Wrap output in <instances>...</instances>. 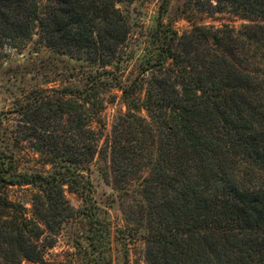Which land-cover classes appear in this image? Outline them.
Masks as SVG:
<instances>
[{
  "label": "trees",
  "instance_id": "1",
  "mask_svg": "<svg viewBox=\"0 0 264 264\" xmlns=\"http://www.w3.org/2000/svg\"><path fill=\"white\" fill-rule=\"evenodd\" d=\"M131 1L0 0V48L36 36L78 63L57 72L67 81L58 86H47L43 66V84L0 110V264H73L44 251L76 216L87 227L74 240L82 264H100L110 224L93 167L130 197L117 231L141 233L145 264H264V0H185L184 14L243 23L182 32L163 23L161 0L152 46L126 74L131 26L116 4ZM115 90L125 109L108 130ZM21 148L51 170L19 169ZM9 186L31 187L29 210Z\"/></svg>",
  "mask_w": 264,
  "mask_h": 264
},
{
  "label": "rangeland",
  "instance_id": "2",
  "mask_svg": "<svg viewBox=\"0 0 264 264\" xmlns=\"http://www.w3.org/2000/svg\"><path fill=\"white\" fill-rule=\"evenodd\" d=\"M184 1L169 0V10L163 17V23L170 25L178 32L189 29L192 25L219 26L229 24L239 27L243 23L242 20L227 12L213 15L196 12L184 14L182 12ZM160 4L161 0H132L131 2L116 4L131 26L128 47L133 58L125 69L126 74L133 72L135 64L141 58L145 48L152 46L150 42L151 32L158 23ZM35 39L36 36L19 48L8 46L0 48V110H7L12 107L17 98L22 99L23 96H18L22 88L43 84L46 78L45 74H47V69L43 66L48 65L49 69H52V71H48L47 76L49 77L47 78L54 81L47 86H58L67 81L63 80V76L57 72L63 73L66 68L78 64L77 61L67 56L54 54L45 46L36 43ZM55 66L57 69H53ZM113 93L116 95V99L108 103L105 110L108 130L111 127L113 117L125 109L120 98V92L115 90ZM142 114L145 115L144 112ZM18 157L19 169L21 170H36L44 173L51 170L49 164H44L38 160V157L28 148H21L18 151ZM92 179L94 197L102 210V215L110 224L109 240L101 245L100 253L95 254L98 262L100 264H145L144 242L141 233L128 236L117 231V228H123L126 225L121 204L126 202L124 200L127 197L120 195V191L114 190L110 182L105 181L94 167ZM31 191L30 186H9L6 189L11 200L24 203L28 210ZM65 195L75 209L81 207V199L76 193L70 192L66 188ZM129 198L127 202H129ZM86 228V221L82 217L76 216L70 219L63 225L55 245L44 251V259L50 262L70 260L73 264H82V252L74 247V240L81 233H84ZM142 231L143 229L140 232Z\"/></svg>",
  "mask_w": 264,
  "mask_h": 264
}]
</instances>
